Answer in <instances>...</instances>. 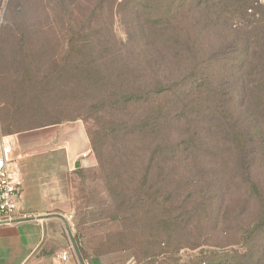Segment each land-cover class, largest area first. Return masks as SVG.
<instances>
[{
  "label": "rangeland",
  "instance_id": "374dc122",
  "mask_svg": "<svg viewBox=\"0 0 264 264\" xmlns=\"http://www.w3.org/2000/svg\"><path fill=\"white\" fill-rule=\"evenodd\" d=\"M3 1L1 128L12 120L20 156L47 164L41 174L52 184L53 212L63 216L56 243L74 263L264 264V153L257 155L261 142L250 143L253 159L240 163L235 136H253L255 110L264 127V95L253 97L255 63L237 65V31L207 26L192 7L182 10L178 31L190 33L192 62L180 59L174 30L149 28L153 20L122 0ZM142 25L148 27L143 36ZM110 56H117L114 62ZM122 60L138 68L144 87H169L193 64L220 81L207 92L192 89L182 105L174 97L162 134L148 128L146 135L122 136L121 123L142 121L156 108L155 102L130 105L122 116L121 106L110 118L101 112L105 106L93 109L110 93L138 86L113 83L110 72ZM62 69L72 71L71 89ZM242 72L250 83L237 84ZM211 89L220 95L213 105ZM213 107L218 113L206 118L199 111ZM77 128L89 152L75 168L63 146ZM261 141L264 147V134ZM17 163L23 178L30 177L31 166Z\"/></svg>",
  "mask_w": 264,
  "mask_h": 264
},
{
  "label": "trees",
  "instance_id": "16d2710c",
  "mask_svg": "<svg viewBox=\"0 0 264 264\" xmlns=\"http://www.w3.org/2000/svg\"><path fill=\"white\" fill-rule=\"evenodd\" d=\"M262 1L263 2H260V0H122L124 5H131L132 9H134V12L140 13L141 15L146 17L145 20H153L152 22H150L151 26H149V28L159 27L160 30L164 31L174 30L176 35L175 37L178 39V42H180L179 46L181 50L179 51V57L182 60L187 59V61H194L193 58H191L190 52L186 57V47L187 44H190L189 38H191V36H189V31L187 32V30H184L182 34L180 31H178V27L181 25L179 18L185 17L183 14H180L182 10L184 11L187 8L188 10L186 11V14L191 13V10H193L192 8H194V13H199L200 11H202V15H204V21L206 22L207 26L213 27L216 26L217 23H219V26H224V28L230 27L233 28V30L237 31V41L241 44L240 47H236L235 50L236 57L238 59V67L244 68V66H247L248 63H255L256 69H253L252 76L254 78L253 83H255L256 85H254L258 88V91L253 94V97L256 101H259V99H261V97L264 95V68L262 67L264 58V0ZM220 18L223 19L222 22ZM183 22H186V18L183 20ZM143 26L148 28L147 25H142L139 27L140 29L138 32L142 36L143 33H146V29L143 28ZM7 28L8 24H3V22L0 23V36L7 30ZM245 28H250L248 34L243 31ZM193 43L194 41H192V46H194ZM143 45L146 47L147 43L145 42ZM116 57L117 56L111 58L110 56L109 59L114 62ZM249 60H251L252 62H250ZM122 62L123 63L120 69H113L110 72V77H113L115 79L113 80V83L121 80L122 83L138 86H134V88L131 89L132 91L128 93L124 92L120 95L110 93L108 98L97 100V104H95L93 109H97L100 111L101 109H104L105 106L106 108L101 112H103L105 116L110 118L111 116L108 115V112L116 109L117 107H123V110L121 111L122 116H129L127 108H129L130 105L143 104L147 106L149 102H155L156 105V108L154 110L143 114L144 118L142 121L136 120L128 124L121 123V128L118 129V133L120 135L122 134V136L124 134L128 135L129 130L135 131L136 134L143 133L146 135L148 134V132H146L149 130L148 128L155 129V132L157 134H162L163 129L166 127V124H168L167 118H169L168 114L171 111L170 104L172 105V102L174 103V97L176 98L178 103L182 105L183 100H181V98L188 96L191 93L192 89L203 87V89L207 92L208 88L214 87L213 84L220 81L205 68L198 67L197 64H193L190 66L188 71H186L185 73H180V77L182 78H180L176 82H173L169 87H164V85H159L157 83H151L152 85H149L150 87H144L141 85L142 77L138 76V68H136L132 64L126 63L125 60H122ZM62 70V77L66 81V87L68 89H71L70 79L72 78V71L70 69ZM248 76L249 74L247 72H242V74L238 78H235V81L240 85L244 84L245 82L250 83V81H247ZM210 91V105H213L218 102V97L220 95L215 89H211ZM205 97L202 98L201 101H204ZM257 105L258 103L255 107H257ZM216 110L217 108L213 107L209 109L205 108L203 111H199L202 112V116L206 118L205 116L208 117L209 115L212 116L218 113ZM255 111L257 113L254 115L253 119L255 122H257V124L254 122V129H252L253 136L242 133H234L237 137L238 142L236 144L238 148L237 155L239 157L240 163L242 164L253 159V155H251V153H249L248 151V144H257V142H261L260 151L257 155L260 156L264 153L263 141H261V138L264 134V127L262 122H260V117L258 114L260 112L257 110ZM112 119L113 120L111 121V123L117 121L114 120L113 116ZM154 119L159 120L157 124H154L155 128L150 127V123ZM160 121H163V126ZM57 123H59V121L53 122L48 125ZM12 127L13 121L10 120L7 124L6 130H4L3 132L5 134H13L11 133ZM251 188L252 186L250 187V190ZM259 227H262V224ZM259 227H257V230L259 229ZM249 264L253 263L250 262ZM254 264H257V262L255 261Z\"/></svg>",
  "mask_w": 264,
  "mask_h": 264
},
{
  "label": "crops",
  "instance_id": "0c3cea01",
  "mask_svg": "<svg viewBox=\"0 0 264 264\" xmlns=\"http://www.w3.org/2000/svg\"><path fill=\"white\" fill-rule=\"evenodd\" d=\"M4 4L0 0L1 12L5 11ZM63 147L73 163L89 152L87 137L79 128L66 137ZM20 159L31 166V175L24 179L17 163L22 184L16 212L27 218L13 225H0V264H75L68 249L61 246V242L56 243L58 221L63 220V216L53 212L52 184L41 174L47 170V164L42 165L41 161L36 162L27 155ZM63 253L67 254L65 262L59 260Z\"/></svg>",
  "mask_w": 264,
  "mask_h": 264
},
{
  "label": "built area",
  "instance_id": "2783aa9c",
  "mask_svg": "<svg viewBox=\"0 0 264 264\" xmlns=\"http://www.w3.org/2000/svg\"><path fill=\"white\" fill-rule=\"evenodd\" d=\"M16 134H5L0 124V225H13L26 219L17 215L16 199L22 184L17 173V162L20 154L17 152ZM63 253L60 258L66 259Z\"/></svg>",
  "mask_w": 264,
  "mask_h": 264
},
{
  "label": "water",
  "instance_id": "95a60500",
  "mask_svg": "<svg viewBox=\"0 0 264 264\" xmlns=\"http://www.w3.org/2000/svg\"><path fill=\"white\" fill-rule=\"evenodd\" d=\"M74 167H75V168L79 167V161H78V160L75 161V163H74Z\"/></svg>",
  "mask_w": 264,
  "mask_h": 264
}]
</instances>
